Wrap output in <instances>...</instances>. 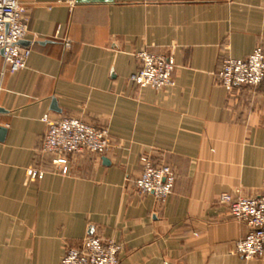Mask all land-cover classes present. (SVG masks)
<instances>
[{
	"label": "crops",
	"instance_id": "0c3cea01",
	"mask_svg": "<svg viewBox=\"0 0 264 264\" xmlns=\"http://www.w3.org/2000/svg\"><path fill=\"white\" fill-rule=\"evenodd\" d=\"M20 2L30 55L15 72L0 56V264H60L89 234L121 245L120 264H264L230 252L248 226L219 202L264 194V87L218 79L224 58L264 49V0ZM140 51L174 58L173 86L130 81ZM45 113L111 146L63 173ZM142 155L174 171L163 204L135 186Z\"/></svg>",
	"mask_w": 264,
	"mask_h": 264
},
{
	"label": "built area",
	"instance_id": "2783aa9c",
	"mask_svg": "<svg viewBox=\"0 0 264 264\" xmlns=\"http://www.w3.org/2000/svg\"><path fill=\"white\" fill-rule=\"evenodd\" d=\"M148 1V0H146ZM28 31L25 8L20 0H0V56L7 69L15 72L26 65L30 48L21 44ZM68 45V41H65ZM138 69L129 79L139 87L155 89L173 86L175 60L171 55H159L148 51L135 54ZM220 84L231 92L236 85L264 87V49L254 47L244 58H224L218 70ZM47 128L42 140V151L53 155L52 162L61 172L68 169V155L88 151L102 154L111 146L107 129L88 124L77 118L53 119L48 113L42 116ZM264 151V145H263ZM264 159V157H263ZM141 173L135 180L139 192L152 195L163 204L172 193L175 174L168 165H156L147 155L140 157ZM28 175L40 177L42 173L29 169ZM219 202L226 205L234 220L248 226L246 234L238 239L230 252L244 259L264 257V194L236 196L221 193ZM121 245L89 234L79 247L68 248L60 264H120Z\"/></svg>",
	"mask_w": 264,
	"mask_h": 264
},
{
	"label": "water",
	"instance_id": "95a60500",
	"mask_svg": "<svg viewBox=\"0 0 264 264\" xmlns=\"http://www.w3.org/2000/svg\"><path fill=\"white\" fill-rule=\"evenodd\" d=\"M84 1H87V0H75V2H84ZM4 128H0V137L2 138L3 137V133H4Z\"/></svg>",
	"mask_w": 264,
	"mask_h": 264
},
{
	"label": "rangeland",
	"instance_id": "374dc122",
	"mask_svg": "<svg viewBox=\"0 0 264 264\" xmlns=\"http://www.w3.org/2000/svg\"><path fill=\"white\" fill-rule=\"evenodd\" d=\"M74 248V247H73Z\"/></svg>",
	"mask_w": 264,
	"mask_h": 264
}]
</instances>
